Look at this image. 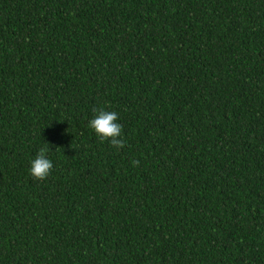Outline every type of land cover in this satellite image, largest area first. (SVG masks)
I'll return each instance as SVG.
<instances>
[{
	"label": "trees",
	"instance_id": "trees-1",
	"mask_svg": "<svg viewBox=\"0 0 264 264\" xmlns=\"http://www.w3.org/2000/svg\"><path fill=\"white\" fill-rule=\"evenodd\" d=\"M0 264H264V0H0Z\"/></svg>",
	"mask_w": 264,
	"mask_h": 264
},
{
	"label": "clouds",
	"instance_id": "clouds-1",
	"mask_svg": "<svg viewBox=\"0 0 264 264\" xmlns=\"http://www.w3.org/2000/svg\"><path fill=\"white\" fill-rule=\"evenodd\" d=\"M97 115L89 121V126L95 131L96 135L101 139L110 140L113 147L121 148L125 144V140L121 138L122 125L117 123L119 116L114 111H105L103 108L93 109ZM48 147L43 146L39 149L38 155L31 162L30 173L36 180L46 179L53 169V162L48 158ZM135 165L139 161H133Z\"/></svg>",
	"mask_w": 264,
	"mask_h": 264
}]
</instances>
